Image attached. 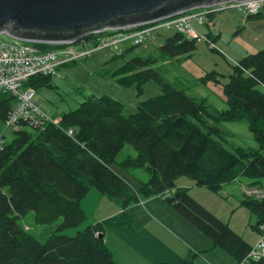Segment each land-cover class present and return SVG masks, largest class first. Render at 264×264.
Here are the masks:
<instances>
[{
  "label": "trees",
  "instance_id": "1",
  "mask_svg": "<svg viewBox=\"0 0 264 264\" xmlns=\"http://www.w3.org/2000/svg\"><path fill=\"white\" fill-rule=\"evenodd\" d=\"M248 16L262 18L264 10ZM196 42L176 31L159 48L167 56H191ZM35 45L41 50L54 46L47 42ZM135 46L112 53L105 63L121 62L108 75L122 86L135 87L138 94L148 82L158 92L138 100L127 114L123 102L112 95L90 93L75 108L63 111L57 125L49 122L31 127L20 121L17 128H5L15 97L0 91V264H119L105 244L100 222L73 235L59 232L84 219L81 199L91 188L122 207L142 197L163 196L215 246L230 253L236 264L253 246L193 199L188 187L177 179L187 176L193 185L218 192L225 184L245 177L248 187L262 188L264 47L246 53L225 73L205 72L201 80L220 84L226 103L224 109L210 110L203 99L188 95L155 70L153 55L126 58ZM25 85L35 90L51 87L50 76H32ZM238 120L245 121L257 148L229 140L233 134L221 122ZM68 129L73 130L72 136ZM126 144L134 154L119 156ZM115 167H142L148 177L134 187ZM242 202L254 215L253 228L260 236L264 196L249 195ZM28 211L36 223L60 219L45 240L20 222ZM183 264L194 263L184 260ZM249 264H264V256Z\"/></svg>",
  "mask_w": 264,
  "mask_h": 264
},
{
  "label": "rangeland",
  "instance_id": "2",
  "mask_svg": "<svg viewBox=\"0 0 264 264\" xmlns=\"http://www.w3.org/2000/svg\"><path fill=\"white\" fill-rule=\"evenodd\" d=\"M246 15L242 11L227 9L215 15L214 24L211 27L207 24H194L198 34L210 32V30L215 33L213 49L205 38L199 40L195 38L196 49L191 56L164 55L159 46L166 36L175 33L176 30L162 28L153 39L136 45L126 58L133 55H153L156 58L153 68L168 81L183 88L188 95L203 99L210 110L224 109L226 103L222 86L213 81L203 82L201 78L206 71L210 70L225 73L231 69L230 65L234 64L237 57L241 58L247 52L264 47V21L246 23L249 21ZM3 37L11 39L8 34ZM71 46L82 48L79 43ZM246 46H248L247 49ZM112 53L114 51L109 48L101 49L79 60L63 64L57 70L58 76L54 74L50 76L51 87L42 86L36 90V104L51 116L59 117L63 111L75 108L90 93H108L123 102V113L127 114L134 110L138 100L158 92L157 87L148 82L143 85V92L138 94L135 87L122 86L116 81L115 76L108 75L109 71L111 72L121 62L118 59L115 64L113 61L109 64L105 63ZM107 69L109 70L106 71ZM221 126L232 132L233 135L229 137L232 143L258 147L245 121H223ZM125 154H134L133 148L128 144L123 147L119 156ZM117 170L134 187L146 181L148 177L142 167L129 170L117 168ZM247 180L245 177H239L225 184L218 192L193 185L187 176H180L177 182L181 186L188 187L187 192L193 199L220 220L228 223L248 243L254 245L259 238L253 228L255 217L242 200L249 195L264 196V179L262 188L248 187ZM100 197L109 201V198L101 194L99 190L91 188L81 202L84 219L76 226L63 228L59 232L73 235L77 230L98 222L97 219L107 209V206L100 201ZM138 201L143 203L135 205L134 210L129 213L158 234L173 250L183 254L185 260H190L194 264H236L230 253L218 245L215 246L208 235L165 201L163 196L142 197ZM59 220L47 224L36 223L32 211H28L20 218V222L41 241L45 240ZM117 254L116 257L121 260ZM131 260L135 259L131 257Z\"/></svg>",
  "mask_w": 264,
  "mask_h": 264
},
{
  "label": "built area",
  "instance_id": "3",
  "mask_svg": "<svg viewBox=\"0 0 264 264\" xmlns=\"http://www.w3.org/2000/svg\"><path fill=\"white\" fill-rule=\"evenodd\" d=\"M233 9L246 14H256L264 10V0H220L209 4L195 5L182 9L167 16L139 22L132 25L103 27L88 31L76 39L60 43L44 50L39 49L36 41L11 37L6 39L3 35L7 31H0V91L11 93L15 97L14 106L8 111L4 120L5 128H17L20 121L31 127H40L46 123H59V117H53L36 104V90L25 85L28 78L35 75H56L57 70L68 62L79 60L94 51L109 48L120 52L124 47L138 45L146 40L153 39L158 30L174 28L186 37L205 40L210 48L214 42L208 32L198 34L194 24L213 25L217 13ZM9 35V34H8ZM79 43L82 48L71 46ZM236 64V62H234ZM67 134L72 136L73 130L68 129ZM2 139L0 137V146ZM261 234L240 264H249L252 259L264 256V224L260 226Z\"/></svg>",
  "mask_w": 264,
  "mask_h": 264
},
{
  "label": "water",
  "instance_id": "4",
  "mask_svg": "<svg viewBox=\"0 0 264 264\" xmlns=\"http://www.w3.org/2000/svg\"><path fill=\"white\" fill-rule=\"evenodd\" d=\"M216 1L220 0H0V31L30 41L61 42Z\"/></svg>",
  "mask_w": 264,
  "mask_h": 264
},
{
  "label": "crops",
  "instance_id": "5",
  "mask_svg": "<svg viewBox=\"0 0 264 264\" xmlns=\"http://www.w3.org/2000/svg\"><path fill=\"white\" fill-rule=\"evenodd\" d=\"M246 18L249 19L246 23L264 21V17L252 18L246 15ZM209 33L211 38H215L213 31L210 30ZM238 59L240 57L236 60ZM100 201L107 206V209L97 221L103 225L105 244L119 264H156L159 262L183 264L185 260L183 254L173 250L158 234L129 213L134 210L135 205H141L143 201L132 202L126 207H122L118 201H113V199L105 201L100 197ZM116 253L121 260L116 257ZM131 257L135 260H131Z\"/></svg>",
  "mask_w": 264,
  "mask_h": 264
},
{
  "label": "bare ground",
  "instance_id": "6",
  "mask_svg": "<svg viewBox=\"0 0 264 264\" xmlns=\"http://www.w3.org/2000/svg\"><path fill=\"white\" fill-rule=\"evenodd\" d=\"M62 42H64V41H61V42H54V43H62ZM64 44H62V46H63Z\"/></svg>",
  "mask_w": 264,
  "mask_h": 264
}]
</instances>
